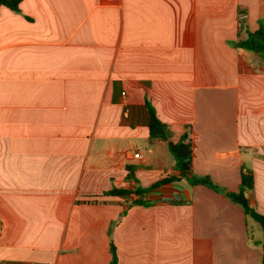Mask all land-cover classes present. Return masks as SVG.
Wrapping results in <instances>:
<instances>
[{
	"label": "crops",
	"instance_id": "obj_1",
	"mask_svg": "<svg viewBox=\"0 0 264 264\" xmlns=\"http://www.w3.org/2000/svg\"><path fill=\"white\" fill-rule=\"evenodd\" d=\"M241 12L264 24V0L0 4V264H111V242L117 264H262L261 225L149 140L147 102L193 124L190 174L237 191L251 170L264 213V54L233 46ZM169 175L150 205L108 192Z\"/></svg>",
	"mask_w": 264,
	"mask_h": 264
},
{
	"label": "trees",
	"instance_id": "obj_2",
	"mask_svg": "<svg viewBox=\"0 0 264 264\" xmlns=\"http://www.w3.org/2000/svg\"><path fill=\"white\" fill-rule=\"evenodd\" d=\"M21 0H0V4L11 8L14 11L20 10ZM246 18L241 21V29H246ZM233 46L239 49L253 51L258 54H264V24L261 23L259 29L256 31H245V35H239L238 39L232 42ZM148 108V128L149 140L152 142L163 141L165 144V168H172L178 170L182 175L186 176L191 184H205L215 190L223 191L232 201L238 203L243 207L246 214L255 219L264 231V213L258 211L252 204L248 197V191L254 187V176L251 170L242 173V180L240 189L231 191L221 187L215 183L207 175L190 174L193 168V124L191 123H167L162 121L154 108V106L147 102ZM134 178V169L129 166L127 179ZM175 180L174 175H169L150 186H133L130 188L114 187L110 191L111 194L130 195L136 194V198L132 200V204L150 205L154 201L149 198L141 197V194L149 192L153 187L160 184H165ZM124 211L122 214H124ZM112 259L111 264H117L116 246L111 242ZM262 264H264V241Z\"/></svg>",
	"mask_w": 264,
	"mask_h": 264
},
{
	"label": "built area",
	"instance_id": "obj_3",
	"mask_svg": "<svg viewBox=\"0 0 264 264\" xmlns=\"http://www.w3.org/2000/svg\"><path fill=\"white\" fill-rule=\"evenodd\" d=\"M110 1H113V0H110ZM247 17V14L245 12H241L240 15H239V21L241 22L243 18ZM138 154V153H137ZM136 154V155H137Z\"/></svg>",
	"mask_w": 264,
	"mask_h": 264
},
{
	"label": "rangeland",
	"instance_id": "obj_4",
	"mask_svg": "<svg viewBox=\"0 0 264 264\" xmlns=\"http://www.w3.org/2000/svg\"><path fill=\"white\" fill-rule=\"evenodd\" d=\"M252 221H253V223H257V222H255L254 220H252ZM261 231L263 232L262 228H261Z\"/></svg>",
	"mask_w": 264,
	"mask_h": 264
}]
</instances>
